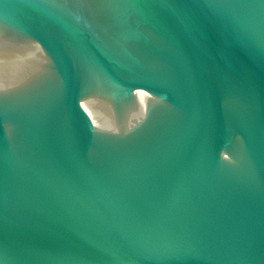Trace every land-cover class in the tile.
<instances>
[{
  "label": "water",
  "instance_id": "water-1",
  "mask_svg": "<svg viewBox=\"0 0 264 264\" xmlns=\"http://www.w3.org/2000/svg\"><path fill=\"white\" fill-rule=\"evenodd\" d=\"M0 264H264V0H0Z\"/></svg>",
  "mask_w": 264,
  "mask_h": 264
}]
</instances>
